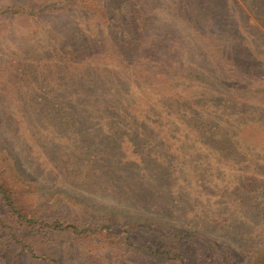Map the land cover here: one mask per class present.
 I'll return each mask as SVG.
<instances>
[{
	"label": "trees",
	"instance_id": "obj_1",
	"mask_svg": "<svg viewBox=\"0 0 264 264\" xmlns=\"http://www.w3.org/2000/svg\"><path fill=\"white\" fill-rule=\"evenodd\" d=\"M14 6L20 9L8 5L1 14L63 25L54 48L23 52L13 63L10 97L32 108L44 140L32 133L36 160L46 156L41 145L52 143L62 157L51 170L140 171L134 178L142 187L127 190L125 203L135 201L143 213L120 219L80 202L73 216L52 215L47 210L56 212L62 200L43 196L29 207L6 183L0 153L1 264L9 254L13 264H63L60 248L75 242L83 251L103 243L88 253L89 264H242L235 247L219 246L204 232L233 224L227 215L242 204L264 215V169L255 162L264 145L256 151L243 138L247 129L264 134V0H22ZM157 8L170 11L162 39H174L177 30L193 61L171 60L146 45ZM44 31L54 39L51 29ZM169 170L178 177L193 172L200 183L207 174L210 186L199 185L197 195L172 188ZM194 200L202 207L197 212ZM61 232L69 235L66 244L55 236ZM263 256L247 264H264Z\"/></svg>",
	"mask_w": 264,
	"mask_h": 264
},
{
	"label": "rangeland",
	"instance_id": "obj_2",
	"mask_svg": "<svg viewBox=\"0 0 264 264\" xmlns=\"http://www.w3.org/2000/svg\"><path fill=\"white\" fill-rule=\"evenodd\" d=\"M22 0H0V153L4 161L2 162L5 170L3 172L6 183L16 189V195L21 202L29 203L30 206H35L33 202L39 201L41 197L61 199V207L55 212L47 210L49 214L63 213L67 216L79 211L75 203L88 204L97 211H105L111 214H116L118 218L123 219L127 216L136 218L142 217V210L137 208L135 201L127 200L125 203L126 191L134 189L140 191L142 184L134 177L140 173L137 170H106L102 165L101 170H81L78 165V170H62V167L55 168L61 164V152L59 145L52 143H43V156L36 160L34 146L31 145L32 133L35 131L34 137H39V143L43 140L41 132L35 128L34 118L35 113H30L32 108L24 110L18 107V104L10 97V90L15 86L17 77L12 73L13 63L20 60V55L23 52L29 51L32 55H37L39 51L47 52L55 47V39L60 38L63 25L51 23L49 27L36 24L32 18L23 16L21 12L12 16L1 14L2 9L10 5L14 11L20 8H15L14 4H18ZM158 9V8H157ZM156 9V17L148 28L145 35L146 45L156 48L158 54L163 57H170L171 60H186L193 61L194 55L190 52L188 45L184 42L180 44V36L177 30L174 39H162L164 29L169 25L167 9ZM51 29L54 39H48L47 32L44 29ZM162 35V36H161ZM179 38V39H178ZM185 46L189 53L185 52ZM179 52V54H178ZM12 65L10 66V59ZM162 59V57H161ZM22 60V59H21ZM252 68L259 71V67L252 64ZM11 71V73H9ZM12 76V77H11ZM26 129V131H25ZM243 138L254 147L256 151L264 145V134L257 133L252 130H245ZM44 141V140H43ZM58 150V153H57ZM53 156V158H50ZM264 152H260L256 158L257 166H262L257 170H263ZM73 164V162H72ZM255 165V163H253ZM75 167H73L74 169ZM80 169V170H79ZM184 174V175H182ZM132 178V181L129 179ZM202 182H197V175L190 172L189 174L181 173L178 177L175 170H169L166 182L170 187L178 189L184 186L192 193H196L195 188L200 186H210L208 179L212 178L209 175L202 176ZM197 195V193H196ZM33 201V202H32ZM32 202V204H31ZM195 204L198 202L194 200ZM38 203V204H39ZM257 203L256 200L251 202L249 206ZM243 208H238L236 211L230 209L231 214L227 215L233 224H227L224 227H216L212 231L204 232L205 236L217 242V245L233 246L235 253L240 256V263L247 264L251 261V257H260L264 255V215H257L254 209H247L246 204H242ZM42 210L44 207H37ZM202 207L196 206V212ZM202 221V219H199ZM175 224H180L175 222ZM59 240L66 244L69 235L61 232L58 235ZM103 243H92L86 251H83L80 244L77 242L73 248H60L59 255L64 258L63 264H89L86 261L88 253L94 252ZM223 244V245H222ZM209 245L204 244V247ZM261 254H256L258 252ZM11 254L6 256L8 264H13ZM140 253H137L135 258H139ZM0 254V264H1ZM264 257V256H263ZM25 262V258L21 257ZM131 260V259H128ZM127 261V260H126ZM132 261H127L130 263ZM15 264H23L22 262ZM111 264V262H108ZM112 264H114L112 262Z\"/></svg>",
	"mask_w": 264,
	"mask_h": 264
}]
</instances>
